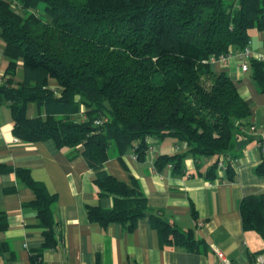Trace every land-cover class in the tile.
Returning a JSON list of instances; mask_svg holds the SVG:
<instances>
[{
  "label": "trees",
  "instance_id": "16d2710c",
  "mask_svg": "<svg viewBox=\"0 0 264 264\" xmlns=\"http://www.w3.org/2000/svg\"><path fill=\"white\" fill-rule=\"evenodd\" d=\"M253 30L264 34V0H0V39L7 60L0 103H9L13 133L20 140L52 139L59 148L81 147L95 171L99 196L114 201L111 208L88 206L90 221L104 227L120 222L132 231L149 216L162 244L197 250L203 242L192 229L154 213L138 179H117L105 162L111 146L123 154L138 140L141 156L149 147L147 138L174 137L187 142L195 158H217L204 173L206 179L218 178L223 156L225 175L233 180L232 153L250 107L212 61L245 48ZM249 65L264 93V61L250 58ZM52 79L59 93L49 87ZM31 102L45 116L30 117ZM182 157L161 156L157 163L175 161L180 168ZM5 172H15L33 190L32 204L45 230L43 247L31 255V264H44L43 250L58 242L56 196L28 168L0 162V173ZM255 172L264 176V162ZM239 209L244 229L264 241V191L242 198ZM7 226L2 211L0 231Z\"/></svg>",
  "mask_w": 264,
  "mask_h": 264
},
{
  "label": "crops",
  "instance_id": "0c3cea01",
  "mask_svg": "<svg viewBox=\"0 0 264 264\" xmlns=\"http://www.w3.org/2000/svg\"><path fill=\"white\" fill-rule=\"evenodd\" d=\"M250 48L251 58L264 61L262 31L253 30ZM237 52L233 48L226 60L212 61L216 72L227 73L236 83L250 107L244 134L232 153L236 156L233 180L227 178L226 171H218L214 181L206 179L204 173L217 158H195L188 153L187 142L174 137L147 138L149 147L141 156L136 151L138 140L123 154L111 146L105 162L106 170L117 179H138L154 213L181 229L193 230L195 238L203 242L193 251L162 244L149 216L139 219L132 231L120 222L104 227L90 221L88 206L111 208L114 201L111 196H99L95 171L81 154V147L59 148L52 139L16 141L9 103H0V162L28 168L31 177L56 196L53 214L58 242L43 250L44 264H217L223 258L236 264H256L264 257V241L244 229L239 209L242 198L264 191V176L255 172L264 162V93L253 79L250 65L247 71L242 69ZM6 63L0 39V77ZM18 66L20 80L22 60ZM48 85L59 93L56 80ZM35 112L27 111L30 117L45 116L39 106ZM178 154L183 155L180 168H175V161L172 167L171 163H157L161 156ZM34 199L33 190L21 184L15 172L0 173V212L6 213L8 223L7 229L0 231L4 245L0 264H31V255L43 247L45 228L39 223Z\"/></svg>",
  "mask_w": 264,
  "mask_h": 264
},
{
  "label": "built area",
  "instance_id": "2783aa9c",
  "mask_svg": "<svg viewBox=\"0 0 264 264\" xmlns=\"http://www.w3.org/2000/svg\"><path fill=\"white\" fill-rule=\"evenodd\" d=\"M237 54L239 55V57L242 59V69L244 71H247L249 69V60L252 56L251 54V48H250V43L243 48L242 50H239L237 52ZM229 55H223L219 58V60H226L228 58ZM101 121L97 120L96 124H99ZM251 129H255V126H252ZM16 141H18V138H15ZM226 162V158L225 157H221V159L218 162V170L219 172L225 173V171L227 170V163ZM173 164H169V167H172ZM264 262V257L259 258V260L256 261V264L262 263ZM217 264H236L235 262H233L232 260L223 258L221 261H219Z\"/></svg>",
  "mask_w": 264,
  "mask_h": 264
},
{
  "label": "rangeland",
  "instance_id": "374dc122",
  "mask_svg": "<svg viewBox=\"0 0 264 264\" xmlns=\"http://www.w3.org/2000/svg\"><path fill=\"white\" fill-rule=\"evenodd\" d=\"M20 73H21V72L19 71V72H18V75H17L18 78H20ZM29 106H31V107H30V109L28 110V113H30L31 110H32L33 113H36L35 111L37 110V107H38V106H37V103H36V102H31V103L29 104Z\"/></svg>",
  "mask_w": 264,
  "mask_h": 264
}]
</instances>
